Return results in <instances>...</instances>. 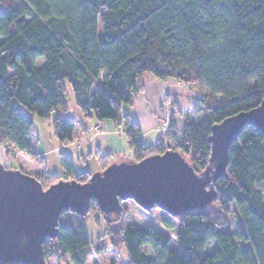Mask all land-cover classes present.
<instances>
[{
  "label": "trees",
  "instance_id": "obj_1",
  "mask_svg": "<svg viewBox=\"0 0 264 264\" xmlns=\"http://www.w3.org/2000/svg\"><path fill=\"white\" fill-rule=\"evenodd\" d=\"M0 4V143L9 157L14 154L7 144L40 159L29 140L34 116L51 119L59 142L74 140L77 123L66 115V84L85 117L122 125L132 162L176 151L196 173L209 162L212 127L264 101V0ZM144 74L198 89L202 95L191 108L199 106L202 119L188 120L179 133L171 119L163 137L146 145L138 124L121 110L143 89ZM95 155L101 171L112 163L111 154ZM60 163L65 178L89 180V172L76 171L69 156L61 153ZM35 177L43 189L63 179L45 171ZM261 182L264 132L248 125L228 145L211 203L173 216L128 199L120 201L112 221L90 200L80 215L101 212L104 235L94 244L80 219L64 225L58 218L56 237L43 243L45 261L56 256L85 264L91 253L104 251L106 237L111 246L124 247L131 264H264ZM230 216L232 233L222 230Z\"/></svg>",
  "mask_w": 264,
  "mask_h": 264
},
{
  "label": "water",
  "instance_id": "obj_2",
  "mask_svg": "<svg viewBox=\"0 0 264 264\" xmlns=\"http://www.w3.org/2000/svg\"><path fill=\"white\" fill-rule=\"evenodd\" d=\"M248 125L264 132V101L212 127L211 156L199 173L178 152L166 151L138 162H112L85 183L59 180L43 189L35 176L0 164V264H46L43 243L56 237L59 215H80L90 200L108 214L128 199L173 216L208 205L216 198L213 184L228 145Z\"/></svg>",
  "mask_w": 264,
  "mask_h": 264
},
{
  "label": "crops",
  "instance_id": "obj_3",
  "mask_svg": "<svg viewBox=\"0 0 264 264\" xmlns=\"http://www.w3.org/2000/svg\"><path fill=\"white\" fill-rule=\"evenodd\" d=\"M142 84L143 89L133 96L131 104L122 105L121 110L123 113L129 114L138 124L143 142L146 145H152L164 132L156 128V116L165 112L168 113L170 118L172 117L176 132L179 133L187 122L186 113L193 99L197 96L192 92L189 93L191 87H186L170 78L160 80L149 74H144ZM180 97L190 99L188 106L183 110L178 108ZM73 120L77 122L76 138L72 142L56 143L52 150L57 151L59 160L61 153L69 156L76 171L83 172L75 167L74 160L84 159L95 151H99L102 155L111 154L113 159H118L121 156L132 157L133 151L128 145V138L122 125H118L111 120L97 121L94 116L85 117L83 114ZM29 140L32 144V151L40 157L39 163L29 158L25 152L14 155L13 160L4 152L6 155L5 161L10 160L17 163L20 161L22 164L20 165L21 169L29 175H41L45 171L49 175L64 176L63 168L57 172L48 169L44 159L49 151L41 142L40 136L35 133L33 126ZM0 149L3 150L1 143Z\"/></svg>",
  "mask_w": 264,
  "mask_h": 264
},
{
  "label": "rangeland",
  "instance_id": "obj_4",
  "mask_svg": "<svg viewBox=\"0 0 264 264\" xmlns=\"http://www.w3.org/2000/svg\"><path fill=\"white\" fill-rule=\"evenodd\" d=\"M189 89L191 90V91L189 90L190 91L189 93L192 92V94L196 95L197 98L201 97L202 93L198 89L192 88V87ZM192 89H194V90H192ZM189 100L190 99H185V98L180 97L178 108L180 110H183L186 106H188ZM65 102H66V106H67L66 115L68 118L75 119L77 116L80 117L82 115L81 111L79 110V108L75 104L72 90L68 84H66ZM171 118L168 115V113H166V112L164 114L157 115L156 119H155L156 128L165 132L166 129L168 128L169 124H170ZM186 119H187V121L188 120L189 121L190 120L191 121L201 120L202 119V112L199 111V106H197L195 109H192L191 105H190V107L186 113ZM166 124H168V126H166ZM33 128L35 129V133L40 136L41 142L45 145V148L49 151L46 154L45 159H44L45 160L44 162L47 165L48 169L50 171H54V172L60 171L62 169V166H61V163L59 160L58 153H57V151L52 150V147L55 146L56 143H59V141L54 136L53 127L51 124V119H47V118L40 119V118L34 116L33 117ZM164 132H163L161 137H163ZM3 145L4 144H2V148L4 147ZM8 145L9 144H7V146L5 145L6 148L9 149L14 155H17L18 153H20V151H17V150L12 151L13 148L10 147L11 145L10 146H8ZM5 156L6 155L4 154V150L0 149V164L2 166H6V167H8V166L13 167L14 166V167H19L21 169L20 165H22V164L20 163V161H19V163L15 162V161L12 162L10 160H7V162H6ZM9 158H11L12 160L14 159V157L13 158L9 157ZM29 158H31V157H29ZM31 159L35 161V159H33V158H31ZM111 161L112 162H122V161L132 162V157L121 156L118 159H113V157H111ZM35 162L39 163L40 159L36 160ZM74 163H75V167L77 169L82 170V171H87V172H89L90 175L101 171V167L98 163V158L96 157L95 152H93L90 156L85 157L84 159H79L78 161L74 160ZM62 178L63 179H60V180H71L70 178H68V179L65 178V176H62ZM44 184H47L45 186H48L49 181H47V182L45 181ZM257 188H259L264 195V182L257 184ZM116 217H117V214H115V213L108 215V218L112 219V221H115ZM78 219L81 220V222H82V224L86 230L89 241L96 244L98 241L97 237L103 236L105 231H106V220H105L104 215L101 212L94 211V210L87 212L83 216H81L75 212H71V211H63L59 215V220L64 225L65 224L66 225L75 224ZM229 220H230L229 224L226 227H224L222 230H225V231L232 233V230L234 228L232 216L229 217ZM111 223H112L111 226L112 225L115 226V222H111ZM102 240L105 244L104 251L100 254H96L95 252L91 253V255L86 260L85 264H110L111 262H114L115 264H131L123 246H119V247L115 248L109 244L106 237H103ZM213 246H214V243L210 242V244L208 245V250H211L213 248ZM208 250H207V253H208ZM46 264H71V262L68 259V257H66L64 259H59L58 257L54 256V257L48 258L46 260Z\"/></svg>",
  "mask_w": 264,
  "mask_h": 264
},
{
  "label": "built area",
  "instance_id": "obj_5",
  "mask_svg": "<svg viewBox=\"0 0 264 264\" xmlns=\"http://www.w3.org/2000/svg\"><path fill=\"white\" fill-rule=\"evenodd\" d=\"M166 126H168V124H166ZM8 146H10V144L8 145ZM10 147H12L11 149H12V151H14V150H16L12 145L10 146Z\"/></svg>",
  "mask_w": 264,
  "mask_h": 264
}]
</instances>
